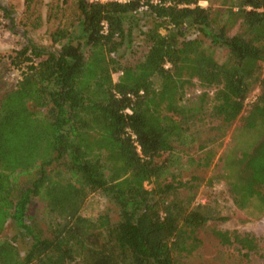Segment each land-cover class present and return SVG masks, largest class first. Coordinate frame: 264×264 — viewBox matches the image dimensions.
<instances>
[{
    "label": "trees",
    "instance_id": "1",
    "mask_svg": "<svg viewBox=\"0 0 264 264\" xmlns=\"http://www.w3.org/2000/svg\"><path fill=\"white\" fill-rule=\"evenodd\" d=\"M199 1L75 0L78 34L57 25L45 32L48 47L29 42L10 56L22 72L0 95V234L8 220L30 218L34 198L48 224L45 233L23 224L30 240L24 255L13 239H0V264H177L193 253L198 232L225 219L215 204L194 203L197 177L166 181L175 144L186 143L197 119L221 132L241 119L222 157L224 175L240 191L258 193L263 206L264 193L254 187L264 186V0H221L217 8ZM35 2L24 0V14L38 29L43 16L30 21ZM140 22L148 50L124 62L119 51ZM189 30L209 43L186 37ZM214 47L227 51L223 62ZM195 81L214 88L212 96L183 103ZM208 145H200L205 167L215 153ZM94 193L113 209L89 218L81 211ZM211 232L221 244L252 249L246 234Z\"/></svg>",
    "mask_w": 264,
    "mask_h": 264
},
{
    "label": "rangeland",
    "instance_id": "2",
    "mask_svg": "<svg viewBox=\"0 0 264 264\" xmlns=\"http://www.w3.org/2000/svg\"><path fill=\"white\" fill-rule=\"evenodd\" d=\"M221 0H201L199 5L207 7L212 5L214 8L220 6ZM58 5V6H57ZM0 7L9 10V16H4L0 8V95L15 87L21 78V68L13 67L10 64V56L14 55L17 49L23 45L32 42L41 46H49L47 40L48 30L55 29L58 25L70 29L73 34H78L80 29V14L75 0H36L34 13L30 14V21L36 14L43 16V23L38 29L31 28L30 22L25 23L28 17L24 14V0H0ZM47 15H51L48 22L45 21ZM25 23V27L23 26ZM143 22L139 27H135L132 42L128 46L124 45L119 54L121 59L127 63H135L140 60L148 50V44L144 40L142 32ZM237 30L234 27L229 33L233 34ZM188 38H202L206 44L207 38L202 37L198 31H187ZM53 50V49H52ZM214 56L219 62H223L227 57V51L223 48L214 47ZM113 80L117 81V74L112 75ZM214 88L205 89L198 82H194L192 87L186 90L183 103L196 104L199 96L206 92L209 97L212 96ZM256 95V89L250 94L247 104H250ZM209 109V104L205 106ZM241 119H236L233 124L225 131L221 132L213 129L214 123L208 122L206 118L197 119L192 123L189 130V137L185 144H175L174 162L170 167L166 181H187L197 177L195 181L196 197L195 204L209 203L215 204L220 210L224 220L211 222L205 228L198 232L200 240L199 247L190 255H182L177 264H264V204H258L256 193L247 194L240 191L241 186H234L231 178L226 177V163L222 158L239 136V127ZM210 141L212 143H210ZM209 144L214 148L215 153L209 166H202L205 158L204 149L200 145ZM34 174L21 175L19 182H25ZM150 188L151 185H147ZM255 192L264 193V186L254 187ZM263 200H264V196ZM112 208L110 202L101 193H94L87 197L82 208V215L94 218L107 208ZM113 209V208H112ZM29 219L24 222L8 220L0 239H13L15 245L24 255L30 245L29 237L24 233L23 224L34 226L46 232L48 217L45 214L44 206L41 200L34 198L28 208ZM116 218V214H112ZM227 231L238 233L247 237L246 245L252 249H238L236 244L224 245L213 235L212 230Z\"/></svg>",
    "mask_w": 264,
    "mask_h": 264
},
{
    "label": "built area",
    "instance_id": "3",
    "mask_svg": "<svg viewBox=\"0 0 264 264\" xmlns=\"http://www.w3.org/2000/svg\"><path fill=\"white\" fill-rule=\"evenodd\" d=\"M130 0H87L88 3H91V4H94V3H107V2H116V3H120V4H126L128 3ZM103 25V32H106V23L103 22L102 23ZM117 74V76L120 75V72L118 73H115ZM262 78H264V69L262 70V75H261ZM131 96V95H130ZM128 111V110H127Z\"/></svg>",
    "mask_w": 264,
    "mask_h": 264
}]
</instances>
